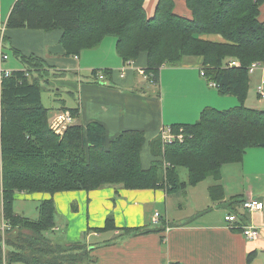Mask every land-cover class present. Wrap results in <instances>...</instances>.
I'll return each mask as SVG.
<instances>
[{
  "label": "trees",
  "instance_id": "trees-1",
  "mask_svg": "<svg viewBox=\"0 0 264 264\" xmlns=\"http://www.w3.org/2000/svg\"><path fill=\"white\" fill-rule=\"evenodd\" d=\"M145 1L18 0L6 29L62 31L60 43L68 57H78L115 38L125 65L146 57L144 74L156 85L165 65L200 59L208 82L216 84L220 95L236 97L238 106L208 107L196 123L171 126L176 135L182 130L183 141L164 144L162 137L152 141V165L144 169L143 131H123L108 141L104 126L93 122L86 127L70 124L63 134L56 133L50 109L42 100L50 81L48 66L35 56L15 52L26 70L12 71L1 83L0 204L5 236L0 234V264L94 263L96 246L47 236L57 228V194L110 187L117 192L164 188L173 195L211 177L220 180L224 166L241 163L248 150L264 147V111L246 106L249 69L255 62L264 64V22L259 19L264 0H186L190 18L176 13L174 0H159L149 17ZM232 60L241 65L229 67ZM98 72L93 71L96 82L102 81ZM111 73L104 70L102 74L106 79ZM67 111L73 117L79 114V108ZM182 169L187 171L186 181ZM219 190V186L211 188L214 201ZM18 194L50 197L41 200L35 220L14 212ZM244 201L241 196L232 198L228 208L240 215L237 210ZM241 219L246 223L245 216ZM159 225L156 229L119 227L110 216L104 226L89 227L88 233L121 231L122 236L135 237L166 230L164 220ZM255 255L248 256V264Z\"/></svg>",
  "mask_w": 264,
  "mask_h": 264
},
{
  "label": "crops",
  "instance_id": "crops-1",
  "mask_svg": "<svg viewBox=\"0 0 264 264\" xmlns=\"http://www.w3.org/2000/svg\"><path fill=\"white\" fill-rule=\"evenodd\" d=\"M17 1L0 0V53L9 56L5 67L11 71L26 70L15 52L45 62L50 72L49 84L59 86L54 88L55 95H62L55 98L60 103L49 108L51 124L62 112L79 108V114L71 124L86 127L98 122L106 129L108 141L123 131H143L146 136L142 152L144 169L152 165L151 142L160 138L164 130L174 124L197 122L205 108L226 110L239 104L234 96L220 95L217 88L202 76L200 59H187L180 66L165 65L156 85L143 73L147 66L146 57L130 66L125 65L114 38L104 40L99 47L84 51L78 57H68L60 43L62 31L7 30V20ZM158 1H145L149 17L155 13ZM174 3L178 15L191 17L186 0H174ZM259 19L264 22V5ZM209 39L220 40L217 36ZM7 41L13 57L5 51ZM95 70L99 71L98 75L104 70L112 73L104 81L96 82ZM252 75L246 106L264 111V99L257 92V87L264 82V64ZM63 92L74 100L63 99ZM201 185L206 186L201 188ZM216 186L220 188L215 194L219 199L214 201L211 188ZM189 189L168 195L164 188L117 192L108 187L89 193H60L54 199L57 210H69V206L76 203L79 213L75 220L83 223L87 215L90 225L96 222L100 224L98 226H104L110 213L119 227L159 228L160 221L157 225L153 222L156 212L166 223L165 231L142 236H122L121 231L105 232L112 233V237L96 246L92 264H248L251 253L256 255L250 264H264V147L248 150L241 163L224 166L220 180L211 177L193 186V190ZM42 195H45L43 199L50 197ZM179 195L187 199L191 214L185 215L182 205L175 209L172 198ZM238 196L263 203V209L254 214L245 212L242 206L237 210L240 219L245 216L247 221L244 222L260 228L261 235L257 240L249 241L239 230L226 226L224 217L232 213L227 203ZM114 197L116 200L111 201ZM102 234L90 233L98 237ZM69 238H73L72 233Z\"/></svg>",
  "mask_w": 264,
  "mask_h": 264
},
{
  "label": "rangeland",
  "instance_id": "rangeland-1",
  "mask_svg": "<svg viewBox=\"0 0 264 264\" xmlns=\"http://www.w3.org/2000/svg\"><path fill=\"white\" fill-rule=\"evenodd\" d=\"M4 45H5V51L10 56L13 57L11 50H10L9 42L8 41L5 42ZM251 76H254V75H251ZM56 87H59V86L57 85L51 86L50 84H45V87L42 93V100L44 101L45 106L51 109L55 107V105L60 103V101H55V98L59 99L60 96H62V95H59V96L55 95L54 88ZM62 94L64 96L63 99L67 100L70 98L74 100V97L70 96L68 93L63 92ZM177 134H183L182 130H180V132ZM181 177L183 181L188 180V174L185 169L181 170ZM204 186L206 185H203V186L201 185V188H204ZM192 187L193 186L189 187L190 188L189 190H193L191 189ZM189 190L187 192V195H189ZM44 196L45 195H42V194H28V195L18 194L14 201L13 210L16 214L20 216L28 217V218L36 220L39 217L38 207H39L41 200H43ZM114 199L116 200V198L114 197L112 198L111 201H115ZM172 204L175 205L176 210L179 209V205H182L183 207L182 209L185 215H189L192 213L191 206L187 203V199L184 196H181V195L173 196ZM78 213H79V210H78V205L76 203L72 204V206H69V210L68 209L63 210L62 208L58 209V213L56 216L57 228L55 229V232H52L50 234L48 233L47 236L55 241L64 240L66 242L68 241L71 243L78 242V241L83 242L85 244L90 243L89 245L90 247L97 246L101 244L103 241L108 240L110 239V237H112L111 236L112 233H108V234L104 233L100 237H98V235H90V233L92 234V232L88 233L90 224H89L87 215H86L85 221L81 223V220H75V216ZM71 216H74V217H71ZM110 216L114 217L113 213H110L106 217V219ZM91 224H92L90 225L91 227H102V226H98L100 224L96 222L95 223L91 222ZM71 233H72L73 238L70 239L69 236L71 235ZM0 234L3 236V239H4L5 232H4V227H3L1 204H0ZM3 246H4V251H5V245L3 244Z\"/></svg>",
  "mask_w": 264,
  "mask_h": 264
},
{
  "label": "built area",
  "instance_id": "built-area-1",
  "mask_svg": "<svg viewBox=\"0 0 264 264\" xmlns=\"http://www.w3.org/2000/svg\"><path fill=\"white\" fill-rule=\"evenodd\" d=\"M8 59L9 56L7 54H5L4 52L0 53V83L3 82L4 78H8L12 75V71L5 67V62ZM240 65H241L240 62L237 60H232L229 62V67H233V66L239 67ZM261 66L262 63H258V62L253 63L249 69V73L251 75L254 74L256 70L259 69ZM201 74L203 77H206L204 70H201ZM26 75L29 76L30 74L27 73ZM98 77L99 80L102 81L105 79L103 74H99ZM210 85L216 87V84L214 82H210ZM257 92L261 98H264V82L257 87ZM73 118L74 117L70 111L62 112L55 118V120L51 124V127L56 133L62 134L63 131L67 128V126L72 123ZM161 137L164 144H170L176 140L183 141L184 138L182 134H178V135L174 134L171 128L164 130ZM242 208L245 212L254 214L263 209V203L260 200L250 198L244 201ZM159 221H160V213L156 212L153 217V222L154 224L157 225ZM224 221L229 229L239 230L242 233V235L249 241L257 240L261 235L260 228L258 226L254 224L242 223L238 214L228 213L225 215Z\"/></svg>",
  "mask_w": 264,
  "mask_h": 264
},
{
  "label": "bare ground",
  "instance_id": "bare-ground-1",
  "mask_svg": "<svg viewBox=\"0 0 264 264\" xmlns=\"http://www.w3.org/2000/svg\"><path fill=\"white\" fill-rule=\"evenodd\" d=\"M64 132V131H63ZM58 134H61V133H58ZM63 134V133H62Z\"/></svg>",
  "mask_w": 264,
  "mask_h": 264
}]
</instances>
